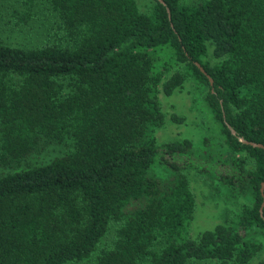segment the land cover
I'll use <instances>...</instances> for the list:
<instances>
[{"label": "trees", "instance_id": "16d2710c", "mask_svg": "<svg viewBox=\"0 0 264 264\" xmlns=\"http://www.w3.org/2000/svg\"><path fill=\"white\" fill-rule=\"evenodd\" d=\"M162 2L45 0L47 41L0 39V264H248L259 249L264 150L237 136L264 146V0ZM188 80L206 87L208 134L158 144V89ZM186 169L253 202L190 238Z\"/></svg>", "mask_w": 264, "mask_h": 264}, {"label": "rangeland", "instance_id": "374dc122", "mask_svg": "<svg viewBox=\"0 0 264 264\" xmlns=\"http://www.w3.org/2000/svg\"><path fill=\"white\" fill-rule=\"evenodd\" d=\"M135 1L140 11H147L151 2V0ZM46 5L45 0H0L2 42L7 45L33 47L47 41L53 17ZM26 11L30 14V18L27 17V22L23 23L19 16L26 14ZM205 89V86H199L191 80L184 82L170 95H164L160 88L158 89V100L163 114L162 125L154 132L158 144L187 138L196 150L199 148L202 139L208 134L207 125L210 123L207 114L202 110V103L198 101ZM171 114L182 118L181 121L172 120ZM53 153L55 151L48 148L41 157L46 159ZM185 171L195 202L192 220L187 229L190 238L194 239L201 231L211 229L215 224L223 222L228 215L233 219L242 207L249 206L253 202V197L248 192L230 194L225 191L221 183L217 181L209 183L193 169ZM115 226V223L110 222L109 229L99 244L100 247L110 242ZM248 237L259 244V249L250 258L248 264L264 261V227L252 228ZM186 264L220 263L214 260H190Z\"/></svg>", "mask_w": 264, "mask_h": 264}, {"label": "water", "instance_id": "95a60500", "mask_svg": "<svg viewBox=\"0 0 264 264\" xmlns=\"http://www.w3.org/2000/svg\"><path fill=\"white\" fill-rule=\"evenodd\" d=\"M157 1H159L161 4H163L162 0H157ZM195 64H196V66L199 68V70L201 72H204L203 69L199 66L198 63H195ZM207 79H208L209 84H211L212 80L209 77H207ZM229 131H230L231 134L236 135L235 132L231 128H229ZM237 140L242 142L243 144H247V145H250L252 147H259V148H262L264 150V146L262 144H260V143H256V142L245 140V139H243L240 136H237ZM258 190H259V194L261 196V201H260V204L258 206V213H259V216L264 221V217L262 215V210H263V207H264V180L260 182Z\"/></svg>", "mask_w": 264, "mask_h": 264}]
</instances>
